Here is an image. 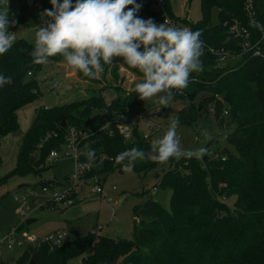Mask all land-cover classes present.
<instances>
[{
    "label": "trees",
    "instance_id": "trees-1",
    "mask_svg": "<svg viewBox=\"0 0 264 264\" xmlns=\"http://www.w3.org/2000/svg\"><path fill=\"white\" fill-rule=\"evenodd\" d=\"M166 1L168 15L192 31L199 30L204 42L201 57L204 70L191 75L196 81L190 80L178 93L187 101L178 119L181 124L194 125L211 111L207 105L214 102L212 113L218 126L228 129L221 136L236 153L221 151L216 160L205 156V167L195 158L170 159L174 167L164 174L157 187L172 191L171 210L167 211L154 199L137 207L136 217L144 220L139 222L133 240L96 237L89 232L75 240L67 239L60 247L28 243L17 264H70L78 258L80 264H264V60L245 57L235 67H220L209 51L210 48L240 51V43L226 23L238 20L251 25L245 9L248 0H202L203 20L197 23L175 17L169 0ZM136 2L142 5L137 13L140 18L152 19L156 24L163 21V14L152 8L153 3ZM256 2L259 21L264 25V0ZM3 3L0 0V10ZM215 8L221 19L212 25L210 18ZM16 21L25 23L24 15ZM33 49V44L21 39L0 56V74L13 80L11 85L0 88V148L9 135L19 132L18 112L39 97L35 75L44 65L32 63ZM49 62L64 63L59 56ZM121 69L143 78L142 73L119 59L105 66L100 79H88L77 73L84 81L100 84L109 73L118 82ZM108 89L115 91L110 100L104 96ZM202 92L210 97L197 103ZM141 104L135 89L127 91L109 83L88 99L40 108L22 140L15 168L0 179V185L13 176L41 177L49 171L53 167L50 154L62 151L69 128L83 134L81 146L86 153L95 151L94 164L101 162L86 178H93L97 171L106 175L122 171L123 167L115 162L119 153L133 147L149 153L153 143L142 138L138 128L130 141L124 140L117 130L119 117ZM96 110L107 111L113 121L105 128L98 127L92 121ZM53 132H58V137L46 140ZM86 153L82 157L84 162ZM158 166L159 163L146 158L138 160L133 168L138 175H147ZM223 197H235L234 211ZM90 250L93 253L85 256Z\"/></svg>",
    "mask_w": 264,
    "mask_h": 264
},
{
    "label": "rangeland",
    "instance_id": "rangeland-1",
    "mask_svg": "<svg viewBox=\"0 0 264 264\" xmlns=\"http://www.w3.org/2000/svg\"><path fill=\"white\" fill-rule=\"evenodd\" d=\"M30 1L9 0V19L15 21V26L10 27L9 31L15 32L16 41L24 39L34 45L35 32L37 27L41 25V15L46 9L50 10L52 6L50 0H41L45 7L43 10L37 11L28 7ZM169 2L171 12L175 17L194 23L203 20L202 0H169ZM5 6L3 3V8ZM22 15H24L25 23L17 22L16 19ZM220 19L221 13L215 8L211 14V24H218ZM240 60L241 58H229L226 65L232 67L237 65ZM203 70L192 73V75H198ZM35 78L39 83V97L18 112L19 132L2 141L0 179L7 176L15 168L20 145L33 125L37 110L88 99L97 94L101 86H107L109 83L114 86L120 85L127 91H132L135 89V84L143 80L132 72L121 69L118 82L109 73L105 80H101L100 84H95L80 79L77 71L71 70L66 62L61 64L49 62L35 75ZM57 82L59 86L53 87V84ZM104 96L106 100H110L115 96V91L108 89ZM205 97H210V94L202 92L198 96L197 103ZM186 103V99L181 98L180 94H175L167 108L159 105L155 100L142 101L141 105L129 109L128 114L133 118L146 114V118L142 119L138 125L139 135L145 138L152 134V128L169 127L172 119L179 118ZM214 105L215 103L212 102L207 107L212 110ZM92 121L98 127L105 128L113 119L107 111L96 110L92 115ZM227 131L228 129L218 126L212 111L204 114L194 125L179 123L177 130L183 149L195 150L202 146L206 147L209 154L205 156L210 159H214L217 154L225 149L236 153L234 147L221 136L222 132ZM206 133L212 135L211 141L206 140ZM204 157L201 163L205 167ZM51 163L53 167L41 177L35 175L13 176L0 185V234L6 235L10 231L18 230L17 236L19 238L12 245V249L8 248L7 243L0 246V264H17L31 238L40 240L55 232H66L68 240L84 237L89 232L94 233L96 237L106 235L133 240L135 231L140 227L139 222L144 220V218L138 220L136 217L135 209L137 207L144 205L150 199H154L167 211L171 210L172 191L157 187L164 174L173 169V163L170 161L167 164H159L154 171L147 175H138L134 168L132 171L123 168L122 171L109 175L97 171L93 176L94 180H92V177L86 178L88 174L86 173L81 177L83 183L74 191L72 206L62 204L43 207L51 199L50 194L44 193V188L50 187L49 183L51 182H60L56 183V191L70 188L73 183L68 178L75 173L76 169L74 162L64 157H61L57 162L51 161ZM81 163L84 164L85 162L81 160ZM97 187L104 190L103 194L95 192ZM30 190L35 192L36 199L26 198ZM16 196L21 198V202L15 201ZM223 199L230 210L234 211L235 197H223ZM20 206L24 208L28 218L17 213ZM63 211L64 213H62ZM28 220H35V222L27 225ZM92 253L93 250H90L85 256ZM80 262L81 258H78L70 264H80Z\"/></svg>",
    "mask_w": 264,
    "mask_h": 264
},
{
    "label": "clouds",
    "instance_id": "clouds-1",
    "mask_svg": "<svg viewBox=\"0 0 264 264\" xmlns=\"http://www.w3.org/2000/svg\"><path fill=\"white\" fill-rule=\"evenodd\" d=\"M8 3L4 0L6 6L0 10V56L16 41L15 32L9 31L15 21L9 19ZM50 4L35 32L31 52L35 65H47L50 58L59 56L71 70L97 79L106 65L119 59L143 74V80L135 84L139 99L155 100L164 108L188 86L192 73L203 70L202 33L170 26L167 21L158 25L152 19H142L137 15L142 5L136 0H50ZM250 24L264 31L259 22L252 20ZM12 83L11 77L0 74V88ZM57 86L58 82L53 84ZM179 123L178 118L172 119L163 137L153 141L149 153L133 147L119 153L115 162L127 171L146 158L162 165L181 158L202 162L208 148L183 149L177 132ZM212 139L206 133V140ZM86 157L84 167L90 168L96 160L95 151H88Z\"/></svg>",
    "mask_w": 264,
    "mask_h": 264
},
{
    "label": "built area",
    "instance_id": "built-area-1",
    "mask_svg": "<svg viewBox=\"0 0 264 264\" xmlns=\"http://www.w3.org/2000/svg\"><path fill=\"white\" fill-rule=\"evenodd\" d=\"M146 1H148L149 3H153L152 8L159 10L163 14L164 16L163 21L158 23V25L164 23V21H167L170 26L186 27L185 25H183V23H181L177 19L171 18L168 15L166 0H146ZM73 3H75V0H73ZM28 7L32 8L33 10L40 11L44 9L45 5L44 2L41 0H37V1L31 0L28 3ZM245 9H246L247 17L251 21L255 20L259 22L260 25L264 26L259 21V13H258L256 0H248L245 5ZM226 25L229 26V32L231 33V35H233L235 39L239 41L240 51L232 52V51H227L225 49L210 48L209 51L216 57L219 66L220 65L226 66V62L229 58H241L238 64H240L245 57H252V58L264 60V31L254 28L247 23L244 22L242 23L241 21L238 20H235L232 23H226ZM237 65H234L232 67H235ZM31 75L32 74L30 73V76ZM194 81H196V79H194ZM211 111L213 112L214 109H212ZM144 118H146V114L133 118L130 117L129 114L127 113L119 117L118 121H116L117 130L119 134L123 136L124 140L130 141L131 139H133L134 131L138 128L139 122ZM167 129L168 126L164 128H152V134L148 137H145V139L150 140L152 142L157 139H160L163 137ZM66 131H67V137L62 151L61 152L53 151L50 154V159L52 161L57 162L61 157H64L74 162V164L76 165L75 173H73L69 179L73 183V185L70 188H63L61 191H56L53 185H49L50 187H45L43 191L46 194H50L51 199L47 201L44 204L45 206L43 207L58 206L62 204L72 206L74 203V200L72 199L74 191L80 184L83 183L81 177L84 174L93 170L94 168L100 166V164H94L90 168L84 167V165L87 162H85L84 164L81 163L82 157L86 153L84 151V148L81 146L82 144L81 138L83 134L78 132L74 128H69ZM56 137H58V132H53L52 134H48L46 140H48L49 138H56ZM214 159L215 160L219 159V155H216ZM222 160L225 161V158H223ZM92 180H94V178ZM95 192L98 194H103L104 190L101 187H97L95 189ZM30 197L36 199V194L33 190H30L27 193L26 198H30ZM15 201L21 202V198L16 196ZM17 213L26 216V218H28V215H26V212L22 206L19 207ZM17 232L18 230H13L7 233L6 235L0 234V246L5 245L7 243L8 248L12 249V245L16 242V239H19L17 236ZM67 239H68V234L66 232H55L40 240L31 238L30 243L33 245L49 244L53 247H60Z\"/></svg>",
    "mask_w": 264,
    "mask_h": 264
},
{
    "label": "water",
    "instance_id": "water-1",
    "mask_svg": "<svg viewBox=\"0 0 264 264\" xmlns=\"http://www.w3.org/2000/svg\"><path fill=\"white\" fill-rule=\"evenodd\" d=\"M227 152H229V150H227V149H225V150L222 151L223 154H225V153H227ZM179 176H180V174H179ZM21 188H22V187H21ZM34 222H35V220H28V221L26 222V224H27V225H30V224H32V223H34Z\"/></svg>",
    "mask_w": 264,
    "mask_h": 264
},
{
    "label": "crops",
    "instance_id": "crops-1",
    "mask_svg": "<svg viewBox=\"0 0 264 264\" xmlns=\"http://www.w3.org/2000/svg\"><path fill=\"white\" fill-rule=\"evenodd\" d=\"M67 177V176H66ZM70 177V176H69ZM56 183H60V182H51L49 183V185H53L54 187L57 185ZM64 213V211L62 212ZM139 220V219H138ZM138 223V221H136V224Z\"/></svg>",
    "mask_w": 264,
    "mask_h": 264
}]
</instances>
